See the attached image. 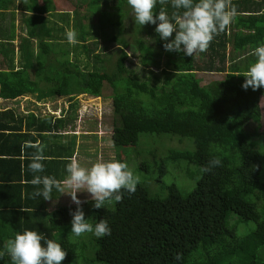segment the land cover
I'll list each match as a JSON object with an SVG mask.
<instances>
[{
    "label": "trees",
    "instance_id": "1",
    "mask_svg": "<svg viewBox=\"0 0 264 264\" xmlns=\"http://www.w3.org/2000/svg\"><path fill=\"white\" fill-rule=\"evenodd\" d=\"M15 1L0 0V56L3 59L0 99L13 101L32 95L39 102L66 97L70 104L67 117H39L33 113L20 117L11 109L0 112V140H3L0 153L15 157L8 164H15L17 172L22 162L27 168L36 149L26 147V143H34L40 137L46 157L45 171L34 175L63 180L67 176L66 165L75 151L74 142L66 148L59 144L53 148L44 143L41 135L49 133L58 138L60 133L67 132L73 123L75 97L100 98L104 84H108L112 89L113 115L110 139L113 146L125 149L126 156L117 155L116 160L129 165L139 159L135 168L145 175L134 194L123 193L122 202L107 203L101 209L93 208L91 200L81 205L89 222L94 224L103 218L111 229L110 235L93 238L92 261L98 264H264V135L259 133V101L264 88L245 91L241 88L245 78L237 76L256 59L242 50L249 45L264 44V0H232L237 9L235 20L227 31L213 39L200 58L166 51L163 47L166 41L160 39L152 24L140 26L135 15L132 17L134 46L128 43L121 37L129 13L127 7H130L127 0H70L75 5L68 10L72 15L71 27L78 33V43L72 49L85 56L82 70L78 59L69 58V50H56V34L64 30L45 17L56 13L54 1L19 0L18 5ZM80 5L84 11L79 10ZM161 7L169 14L173 11L170 0L163 6L158 3L155 11ZM17 10H20L23 35L15 46ZM7 14L10 20L6 28L2 24ZM66 14H57L60 21L66 22ZM94 16H99L97 26L92 22ZM112 28L118 31L108 36L105 30ZM98 34L118 46L114 68L104 67V58L95 54ZM142 34L147 36L149 44L140 37ZM230 38L233 52L243 54L229 56ZM151 43L156 45L154 51ZM15 47L19 53L16 65ZM127 51L136 53L141 66L148 68V77L140 79L133 70L127 69ZM162 52L163 65L160 63ZM198 73L224 75L220 80L202 85ZM140 137L144 144L139 147ZM174 137L179 141L189 140L194 149L190 151L187 145L181 150L169 148L165 155L161 154L158 148L164 144L162 138ZM129 148L131 158L126 150ZM214 157L221 160V165L202 172L201 168ZM169 162L172 167L183 164L186 178L190 180L189 188L193 181L194 184L184 195L175 184L162 183V196L152 197L145 182L149 178L148 183L151 180L160 183L167 174ZM34 175L23 176V180L19 176L16 184H0V253H3L0 264H12L5 243L25 229L59 243L67 253L61 264H71L76 251L80 247L86 249L85 245L77 246L71 240L70 212L75 211L76 205L46 211L41 197H30L36 190L30 183ZM177 254L180 260L176 259Z\"/></svg>",
    "mask_w": 264,
    "mask_h": 264
},
{
    "label": "clouds",
    "instance_id": "2",
    "mask_svg": "<svg viewBox=\"0 0 264 264\" xmlns=\"http://www.w3.org/2000/svg\"><path fill=\"white\" fill-rule=\"evenodd\" d=\"M158 3L163 6L169 0H127L136 23L140 26L156 25L154 30L161 40L166 41L163 44L166 51L182 52L190 57L206 52L213 39L227 31L237 16L232 0H170L173 9L170 14L164 7L158 12L155 11ZM65 35L69 44L78 43V33L74 28L66 30ZM251 55L256 57L255 61L246 71L237 75L245 78L241 85L245 91L249 88L253 91L264 88V44L255 47ZM26 147L36 149L30 157L29 171L34 174L43 173V161L46 159L44 146L37 141L34 144L27 142ZM220 165L221 160L214 157L201 171L207 173ZM66 173L63 180L49 175H34L30 183L36 186V190L30 197L52 200L53 189L60 194H67L76 205L75 211L70 212V231L74 237H81L86 233L97 238L110 235L111 229L107 220L102 218L94 224L89 222L81 205L91 200L93 208L101 209L106 203L122 202L125 191L130 195L135 193L141 182L140 177L133 173L126 162L115 159H99L85 167L77 157H72L66 165ZM78 192H87L90 194L89 198L81 201L77 197ZM4 248L12 264H61L67 256L59 243L47 239L37 231L27 229L8 239ZM176 259H181L180 254L176 255Z\"/></svg>",
    "mask_w": 264,
    "mask_h": 264
},
{
    "label": "rangeland",
    "instance_id": "3",
    "mask_svg": "<svg viewBox=\"0 0 264 264\" xmlns=\"http://www.w3.org/2000/svg\"><path fill=\"white\" fill-rule=\"evenodd\" d=\"M18 1L16 0L15 3L18 5ZM54 6L56 8V13L53 15H45V17L54 23H58V25L62 26L63 32H59L56 34L58 48L66 49L71 52V55L69 56L70 59L74 60L78 59L80 63L78 64L79 68L83 69V64L86 62L85 56L81 54L79 51H73V45L69 44L68 41L65 38L66 30L71 29L72 27V20H71V13L68 11L69 9H73L75 5L70 0H53ZM128 8V15H126V18L123 23L124 32L121 37L125 38L128 43L134 46L133 44V21L132 18L134 13L131 9V7ZM80 11L83 10V8L80 5L79 8ZM84 11V10H83ZM15 35L19 38L21 32V17H20V10L15 11ZM58 13L63 14L67 13L68 15L66 22L60 21V15H57ZM53 16V17H51ZM65 16V15H64ZM99 16H94L93 23L96 25V20ZM10 20L9 14L5 16V20H3V27L8 26ZM67 24V25H66ZM148 25V24H147ZM97 26V25H96ZM156 25L152 24V28L155 29ZM117 28H112L105 30L106 34L108 36L115 35L117 32ZM103 32V31H102ZM103 34H98L97 36V42L98 46L95 51V54H99L101 57L104 58L106 64H104V67H112L114 68V62L117 59V47L116 43L113 42H107L103 38ZM140 37L147 43L148 38L146 35H140ZM19 40L16 38L13 42L15 46ZM91 47L93 48V45L89 43ZM152 46V50L154 51L156 49V45L153 43L150 44ZM255 48V46H247L242 51L246 50L245 52L251 53L252 50ZM104 51V52H101ZM128 53L130 51H127ZM134 52V51H133ZM129 53L128 55V61L126 62V67L129 70H133L135 75L140 78L144 79L145 77H148V68H144L139 63L138 58L136 57V53ZM80 53V54H78ZM227 53L229 56H237L241 53H234L232 50L231 45V38L230 43L227 47ZM78 54V55H77ZM246 55V54H245ZM19 53L17 52V47H15V56H14V63L17 64ZM193 56H196L197 58H200L202 56V53H196ZM53 58V56H52ZM164 52H162V57L160 58V63L163 65L164 62ZM0 62H3L2 56H0ZM2 68H6L2 67ZM152 70L154 68H151ZM224 74H218V73H198L197 77L201 79V84L206 85L208 82L220 80L223 77ZM111 96H112V89L108 84H104L103 90H102V96L100 98H93L88 95H79L75 97L76 100V106L75 111L73 114V123L70 127L67 128V132H65L63 137H59L58 140H56L61 145H68L70 142H74L75 148L78 149L79 155L76 154V157H78L80 163L82 166L89 167L91 164L95 163L99 159L103 160H116V156L120 157H126L123 153L125 150L124 148H117L113 146L111 141V133H112V124H113V115H112V106H111ZM70 102L66 97H52V98H46L42 101H37L35 99V96L27 95L20 97L16 99L15 101H2L0 100V110L3 108L9 109L11 108L17 116H26L28 113H33L39 117H43L46 115H53L56 117L60 116H66L67 117V109ZM259 107L261 112V127L259 129V133H262L264 135V94L260 97L259 101ZM63 112L61 113V111ZM62 114V115H61ZM144 137V136H142ZM146 137V136H145ZM144 137V138H145ZM163 146L159 147L161 154L166 153V150L171 148H179V150L184 149L185 147L190 146L189 150L192 151L194 149V146L189 140H182L179 141L178 138H171V139H165L162 138ZM73 140V141H72ZM140 144L139 147L144 144L143 138L140 137ZM187 142V143H186ZM176 149V150H177ZM129 155V158H131L132 149H126ZM162 155V156H164ZM164 158V157H163ZM149 160V158L147 159ZM140 160H132L129 162V168L135 173V175H138L140 177V180L145 177L144 174L137 171L135 166L139 164ZM171 162L167 164V174L162 178V181L160 183H154L153 180L148 183L149 178L147 179V182H145V186L147 187L149 194L152 197H161L162 194H160V186L161 184H170L173 183L176 185V187L179 189V191L182 194H187L192 186H190V180L186 178V169L185 166L181 163H178L176 165L171 166ZM138 167V166H137ZM193 169L190 168V171ZM89 195L87 192H78L77 197L81 201L88 199ZM107 204V203H106ZM105 204V206H106ZM104 206V207H105ZM89 210V208H88ZM45 222L48 224L49 222V216L45 218ZM93 223V221H91ZM93 238H97L91 233H86L82 235L81 237H74L71 236V240L75 243L77 242V246L85 245L86 249L84 250L82 247H80L76 251V258L72 261L71 264H98L96 262H93L92 259L94 258V245H93ZM76 244V243H75Z\"/></svg>",
    "mask_w": 264,
    "mask_h": 264
},
{
    "label": "crops",
    "instance_id": "4",
    "mask_svg": "<svg viewBox=\"0 0 264 264\" xmlns=\"http://www.w3.org/2000/svg\"><path fill=\"white\" fill-rule=\"evenodd\" d=\"M16 38L19 40L18 37H16ZM0 100H2V99H0ZM2 101H8V100H2ZM13 101H15V100H13ZM9 109H11V108H9ZM5 110H8V109L3 108V109L0 110V112H3ZM20 117H25V116L21 115ZM64 134H65V132L60 133L59 137H63ZM34 136H36V135L34 134ZM41 136L44 139V143L47 144L49 147H53L54 148L55 144L56 145L57 144L61 145L60 143H58L56 141V140L59 139V137L58 138L57 137L54 138L53 135H51L49 133L48 134H42ZM40 140H41L40 137H36L35 141L36 142L37 141L40 142ZM36 142H34V143H36ZM2 143H3V140H0V150H1V147H2V145H1ZM62 146H65V148H66L67 144L66 145H62ZM60 152L63 153L62 150H60ZM76 154L79 155V151H78L77 148H75V151L73 152V155H71L70 158L76 157ZM14 158H15L14 155L13 156H8V155H3V154L0 153V184H16L17 183V181H16L17 177L21 176L22 180H23V176H28V174L31 176L32 172L29 171L28 166H27V168L23 167V162H22L21 169H20V171L18 170V172H17V168H16L15 164H11V165L8 164V160H11V159H14ZM23 159L24 158L22 157V161H23ZM69 161H70V159H69ZM33 175H34V173H33ZM42 203H43L42 205L44 206V209L46 211H48V212H53V211H55L57 209L75 206V204L71 202V198L67 194H60L55 189H53V192H52V200L46 201V200L43 199Z\"/></svg>",
    "mask_w": 264,
    "mask_h": 264
}]
</instances>
